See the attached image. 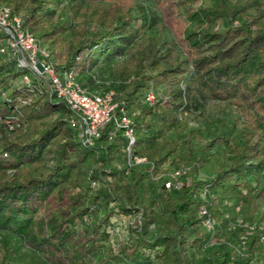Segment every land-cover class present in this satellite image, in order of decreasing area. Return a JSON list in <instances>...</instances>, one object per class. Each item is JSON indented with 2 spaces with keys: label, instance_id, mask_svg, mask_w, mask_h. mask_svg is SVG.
Listing matches in <instances>:
<instances>
[{
  "label": "trees",
  "instance_id": "16d2710c",
  "mask_svg": "<svg viewBox=\"0 0 264 264\" xmlns=\"http://www.w3.org/2000/svg\"><path fill=\"white\" fill-rule=\"evenodd\" d=\"M153 1L163 23L184 45L191 67L184 62L169 67L155 60L156 74L135 77L142 59L130 54L113 71L121 82L107 90L115 91L118 105L94 146L82 143L68 124L67 105L49 87L43 85L38 92V86L14 83L20 69L9 59L0 63V229L21 236L51 264H264V228L256 224L249 232L243 254L236 253L232 243L236 230L227 231L225 240L210 249L201 229L202 217L208 214L199 215L203 206L221 204L225 195L245 197L248 185L237 179L245 168L264 172V0L258 13L237 23L231 0H214L204 7L199 0ZM57 4L0 0L41 40L62 41L61 48L46 45L57 72L75 70L91 92L106 91L82 81V74L97 61L94 49L105 46L115 51L121 43L130 44L140 24L152 25L156 19L142 0H74L63 8H70L83 22L66 37ZM222 17L229 18L230 25L213 29ZM188 20H197L196 26L190 29ZM192 70L212 97L240 100L253 126L238 141L225 132L215 133L201 147L190 145L188 139L186 145L196 151L182 188L163 184L154 196L141 185L148 173H156L180 151L178 138L169 133L178 126L179 109L188 104V97L182 87L153 105L142 103L140 97L151 85ZM122 108L136 128L133 153L146 157L145 163H128L129 140L117 125ZM213 143L227 147L218 150L222 162L215 164L214 174L201 179V168L209 159L206 150ZM53 153L55 163L46 172L43 164ZM86 163L92 166L84 169ZM206 186L218 189L219 199L202 197ZM260 193L264 195L263 188ZM134 215H139L141 225L130 220L128 237L117 246H105L117 220ZM148 223L158 224V230H146Z\"/></svg>",
  "mask_w": 264,
  "mask_h": 264
},
{
  "label": "rangeland",
  "instance_id": "374dc122",
  "mask_svg": "<svg viewBox=\"0 0 264 264\" xmlns=\"http://www.w3.org/2000/svg\"><path fill=\"white\" fill-rule=\"evenodd\" d=\"M142 1L151 9L152 16L156 14L155 22L152 25L140 24L139 31L132 42L130 44L121 43L120 48L115 51L109 50L105 46L95 48L94 53L97 56V61L82 74V81L85 85L95 86L99 91L107 90L112 85H118L121 82L120 77L118 74L117 77L113 71L117 65L124 64L130 54H136L142 59L140 68L133 73L135 77L136 73L156 74L158 71L155 60H159L169 67H174L181 62L191 67L184 45L163 23L161 13L155 7L154 1ZM213 1L199 0V5L204 7ZM57 2L63 16L62 20L66 24L64 33L68 37L74 27L83 22V18L75 16L70 8H63V4H73L74 0H57ZM231 4L233 11L238 12L237 18H234V22L237 23L239 20H246L250 15L258 13L261 0H231ZM45 10L46 8L43 7L40 11L44 12ZM230 22L229 18L222 17L217 20L212 28L224 30L230 25ZM188 23L189 28L192 29L196 26L197 20H188ZM3 37L4 34L0 32V41ZM42 43L45 46L48 44L51 48L55 45L58 46L57 48L62 46V41L58 39L48 40L45 38ZM6 61L7 57L0 54V63ZM8 70L10 74H13L12 68ZM186 74L187 76L184 77L171 78L168 82L151 85L142 91L140 97L142 103H146L147 93L153 91L156 100L167 101L178 87H182L184 94L188 97V104L179 109L178 126L169 133L170 138H178L180 151L174 159L163 164L156 173H148L145 183L141 185L142 187L147 186L154 196L160 194L163 184L167 187L169 182L184 183L183 175L190 170V163L195 158L191 154L196 151L189 144L186 145L188 139L192 140L190 145L201 147L205 142L212 140L215 133L225 132L227 138L238 141L244 131L253 126L252 122L248 120L249 114L240 100L237 98L216 99L202 88L196 71L192 70ZM194 79L196 82L191 83V80ZM20 80L21 76H18L14 83L20 82ZM226 147L225 144L215 146L213 143L206 150L209 159L202 166L199 178L208 179L214 174L215 164L222 162L217 155L218 150H225ZM55 158L56 153H53L50 158L45 160L44 171L47 172L52 169ZM90 166L92 165L86 163L84 169H89ZM178 170L181 172L180 176L176 175ZM237 179L248 185L245 186V197L232 196L229 198L225 195L222 197L221 204L214 201L211 207L204 206L208 208L209 213L207 217H202L201 229L207 234L206 245L210 249H215L221 241L225 240L227 231L236 230L232 243L236 246V253L243 254L247 250L249 232L254 230L256 224L260 225L261 229L264 228V195L260 193V190L264 189V172L261 170L255 172L251 168H245L244 172L237 176ZM250 188L253 189L250 190ZM200 193L202 197H207L208 200L219 199L217 196L219 190L211 189L209 186L204 187ZM199 215L201 216V211ZM138 216L118 219L116 225L111 227L112 233L105 242V246H117L124 241L129 234L128 224L130 220L141 225ZM145 227L151 232L157 231L159 225L148 223L145 224ZM0 253L4 256L3 259L0 257V264H51L43 253L32 250L21 236L8 229H0Z\"/></svg>",
  "mask_w": 264,
  "mask_h": 264
},
{
  "label": "built area",
  "instance_id": "2783aa9c",
  "mask_svg": "<svg viewBox=\"0 0 264 264\" xmlns=\"http://www.w3.org/2000/svg\"><path fill=\"white\" fill-rule=\"evenodd\" d=\"M0 32L4 34L0 41V54L12 60L22 72L19 83L33 88L38 86V92H42L43 85L49 87L50 92L67 105L68 124L77 131L82 143L94 146L102 135L103 127L112 120L117 108L115 91L91 92L78 80L75 70L57 72L49 49L25 26L22 17L14 14L6 5H0ZM156 101L155 93L149 91L146 103L153 105ZM117 125L124 129L129 140L127 147L129 165L145 163L146 157L133 153L136 128L124 108L121 109ZM180 174L178 170L176 175ZM172 186L181 189L183 183H167V188ZM200 211L201 216L208 214L204 206Z\"/></svg>",
  "mask_w": 264,
  "mask_h": 264
}]
</instances>
